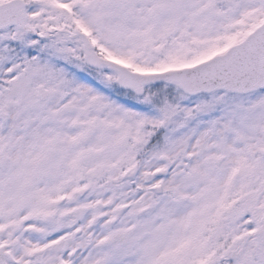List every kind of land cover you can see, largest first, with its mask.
<instances>
[{"label":"snow or ice","instance_id":"snow-or-ice-1","mask_svg":"<svg viewBox=\"0 0 264 264\" xmlns=\"http://www.w3.org/2000/svg\"><path fill=\"white\" fill-rule=\"evenodd\" d=\"M0 264H264V0H0Z\"/></svg>","mask_w":264,"mask_h":264}]
</instances>
